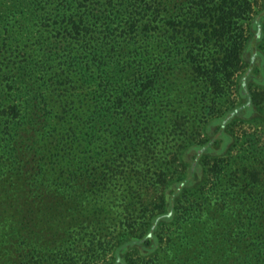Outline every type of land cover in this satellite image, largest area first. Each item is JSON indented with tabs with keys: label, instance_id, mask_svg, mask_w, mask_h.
I'll return each mask as SVG.
<instances>
[{
	"label": "trees",
	"instance_id": "obj_1",
	"mask_svg": "<svg viewBox=\"0 0 264 264\" xmlns=\"http://www.w3.org/2000/svg\"><path fill=\"white\" fill-rule=\"evenodd\" d=\"M175 1L54 0V24L45 30L54 44L49 51L20 11L31 0L0 2V26L9 30L0 36L1 76L18 101L0 126V136L15 131L16 141L9 155L0 146V190L17 172L22 194L36 196L39 207L37 195L52 196L48 208L54 212L82 213L89 196L98 214L110 212L109 205L117 213L121 206L124 219L115 218V247L103 264H264V146L254 151L229 131L255 112L264 118V95L251 88L246 73L237 80L240 101L210 122L217 138L181 146L171 158L177 160L173 171L171 159L160 160L159 194L154 206L143 204L150 182L147 167L137 163L155 144L172 106L176 83L163 76L176 64L182 35H194L193 72L209 92L188 90L185 98H194L189 107L217 105V91L244 61L248 3L188 0L182 7ZM38 14L35 8L27 17ZM263 19L251 22L249 63L257 56L264 62V52L256 50ZM207 20L213 29H204ZM201 34L223 53L214 68H207L197 44L204 43ZM215 143L219 151H211Z\"/></svg>",
	"mask_w": 264,
	"mask_h": 264
},
{
	"label": "rangeland",
	"instance_id": "obj_2",
	"mask_svg": "<svg viewBox=\"0 0 264 264\" xmlns=\"http://www.w3.org/2000/svg\"><path fill=\"white\" fill-rule=\"evenodd\" d=\"M186 1L188 0H176L175 3L180 6L182 3L183 7L187 3ZM242 1L248 3V13L243 20L244 39L242 40V45H244V48L242 49L241 56L244 61H242L238 69H235L236 71L233 72L232 77L224 80L223 89L217 91V98L213 99L217 102V105L207 106L205 103H199L196 108V105L192 103L189 107L188 103H191L194 98L190 95L187 97L193 98L190 99L192 101L185 98L188 90L194 91L196 89L199 92L203 91L204 95H208L209 93L208 91L204 93L205 83L201 81L202 79L197 73L193 72L192 53L189 52V48L194 43V35L192 36L193 38L182 35L181 41L177 44L176 64H172L165 69L163 80H166L171 75L168 80L176 83V85L174 84L176 91L169 93L172 106L165 116V122L160 124L159 130L156 132L155 144L152 145L150 151L145 152V156H141L137 163L139 169L145 171L144 165L148 169L147 177L150 186L142 195L143 204L148 209L149 206H154L156 196L159 194L160 186L157 182L159 179L157 173L161 168L160 163L162 162L160 160H170L176 154V150L181 149V146L187 145V142H191L193 139L201 141L202 139H213V136L217 138L216 125L210 122L214 120V116L219 114L220 111L226 110L231 104L235 105L240 101L239 99L237 100L236 85L237 80L244 73L248 76V83L252 84L250 85L251 88L255 91H261L264 95V80L262 78L264 62H262V58L257 56L254 62L249 63L250 51L245 50V46L251 40L253 32L251 27L252 20L257 17H264V0ZM191 3L188 1L189 5ZM55 4L54 0H31L30 6L27 5L20 10L23 14L22 16L26 19L27 27L31 25L32 34H35L34 32L37 34L38 32L39 36H44V42L46 40L44 46L48 47V51L54 44L50 43V40L47 39V31L45 32V30L54 24L52 19L54 13L52 12L56 10L54 8ZM35 8H37L39 14L36 18L31 17L30 20L27 16ZM16 15L18 18L20 14L17 12ZM205 24L206 27L204 29H213L211 22L208 21ZM15 26L13 25V27ZM8 35V27L6 29V25L2 23L0 26V36L3 38ZM62 35L63 33L60 36ZM205 39L206 36L201 34L199 42L204 43L197 44L203 46L202 52L205 54L202 57L206 58L205 63L207 64V68L210 69L214 68V65L221 64L219 59L223 53L216 48L214 40L205 41ZM39 48L43 52L41 45H39ZM210 48L212 54L206 55V52ZM259 49L264 52V37L262 41L257 42L256 50L259 51ZM39 56L36 57L38 58ZM45 56H47V52ZM202 57L197 56V58ZM2 67L3 65H0L1 69ZM42 68L45 70L41 75H45L48 79V75H46L47 67L42 66ZM1 69L0 126H2L7 117L10 118V105L18 103L14 99V96L8 95L9 91L5 87L3 75L1 76ZM184 76L187 78H184ZM199 92L198 96L200 97ZM251 92L254 91L251 90ZM209 95L211 97L215 96L214 94L213 96L212 94ZM209 103L211 102L207 104ZM262 106L264 107V98ZM19 108L23 114L24 108L22 106ZM4 110L9 113H6ZM257 114L255 112L251 118H241L229 126V131L238 137L239 143L245 142L244 145L249 146L254 151L264 146V118L262 119ZM14 135L15 131L9 135L7 132H3V135L0 136V146L3 147V150H7L8 155L12 154L15 146ZM220 149V143H215L211 147V151H219ZM191 155L192 153L186 157L190 159ZM8 162L10 163V161ZM176 162L177 160L173 159L169 162L172 171L177 166ZM16 164L17 160H15L14 166ZM16 173H13V179L9 177L4 182V187L0 190V264H69L70 259L74 261L73 263L71 262L72 264H103L109 261L115 247L113 236L116 233V220L124 219V213L122 212L124 209L121 206L116 207L117 213L115 211L112 214L111 210L113 208L109 205L110 212L98 214L91 207L95 198L89 196L83 201V206L80 207V209H84L82 213H79L80 211L75 212V210L54 212L48 208L49 202L53 201L52 196L39 194L37 196L41 198H38L40 200L38 203L42 204V206L40 205L41 209H38L40 207L36 205V196L27 197L22 194L19 188L23 180L22 178L19 180ZM144 174L146 175V172ZM44 201L47 202V206L43 205ZM52 204L54 203L52 202ZM139 207L142 208L140 205Z\"/></svg>",
	"mask_w": 264,
	"mask_h": 264
}]
</instances>
